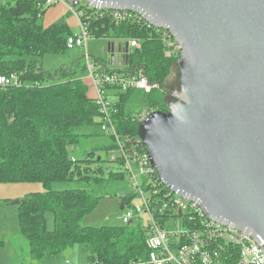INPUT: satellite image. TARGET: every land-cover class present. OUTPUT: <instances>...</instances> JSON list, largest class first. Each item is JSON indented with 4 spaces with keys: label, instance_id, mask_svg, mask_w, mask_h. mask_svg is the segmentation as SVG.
Returning <instances> with one entry per match:
<instances>
[{
    "label": "trees",
    "instance_id": "1",
    "mask_svg": "<svg viewBox=\"0 0 264 264\" xmlns=\"http://www.w3.org/2000/svg\"><path fill=\"white\" fill-rule=\"evenodd\" d=\"M45 10L42 0H0V74L14 72L23 81L21 86L0 87V183L39 182L44 188L17 205L18 231L28 242L27 260H42L75 244H85L89 247L87 264L146 262L149 221L121 226L81 224L102 197L96 194V187L105 179L103 160L95 159L93 152L74 159L70 150L82 136L107 132L101 129L103 117L94 97L88 95L87 84L71 76L75 63L55 71L43 69L39 59L45 53L63 52L66 37L72 33L64 22L43 26L39 19ZM103 13L90 20L91 36L138 38L140 48L130 52L128 65L120 68L110 70L104 59L90 56L94 64L122 76L142 70L151 82L161 83L165 89L177 57L166 55L156 29L144 21L119 22ZM117 89L114 99H109L112 123L121 135L139 137L135 115L142 108L167 110L166 95L158 88L149 93ZM80 128L92 131L81 132ZM113 146L106 147L107 152ZM92 163L97 166L91 168ZM124 176L122 170L110 171L109 180ZM63 181H84L87 186L52 189V183ZM132 197L121 198L122 210ZM48 211L53 213L52 229L46 226Z\"/></svg>",
    "mask_w": 264,
    "mask_h": 264
},
{
    "label": "water",
    "instance_id": "2",
    "mask_svg": "<svg viewBox=\"0 0 264 264\" xmlns=\"http://www.w3.org/2000/svg\"><path fill=\"white\" fill-rule=\"evenodd\" d=\"M86 3L135 11L171 33L177 58L166 88L157 83L167 110L152 111L138 136L172 192L249 234L264 252V0ZM128 51L126 42L121 65Z\"/></svg>",
    "mask_w": 264,
    "mask_h": 264
},
{
    "label": "built area",
    "instance_id": "3",
    "mask_svg": "<svg viewBox=\"0 0 264 264\" xmlns=\"http://www.w3.org/2000/svg\"><path fill=\"white\" fill-rule=\"evenodd\" d=\"M45 8L62 4L74 14L79 30L66 37V48L85 49L86 68L95 91V103L103 117L101 129L113 135L114 149L112 160H119L131 181L134 194L142 199V207L126 208L123 222L143 212L149 214V231L146 238L147 261H134L131 264H264V252L259 243L249 234L209 219L197 202L190 201L172 192L160 178L152 165L147 148L142 140L129 135H121L113 126L111 119L112 102L109 91L126 92L129 89L149 93L158 88L157 83L148 81L142 70L129 76L119 75L106 69H99L90 59L87 42L91 36L90 20L103 16V12L116 21H144L156 29L166 55L178 54L179 46L171 33L164 28L151 25L142 15L131 10L96 9L86 0H42ZM96 9V12L93 11ZM133 49L140 48L138 38L128 39ZM23 81L17 73L0 74V87L21 86ZM153 110L144 107L135 118L139 124ZM108 152V154H109ZM122 170V169H121ZM66 264H73L68 261Z\"/></svg>",
    "mask_w": 264,
    "mask_h": 264
},
{
    "label": "rangeland",
    "instance_id": "4",
    "mask_svg": "<svg viewBox=\"0 0 264 264\" xmlns=\"http://www.w3.org/2000/svg\"><path fill=\"white\" fill-rule=\"evenodd\" d=\"M54 12V15H51ZM39 22L43 26H49L53 23L64 22L71 30L77 31L79 28L78 21L74 14L68 12L62 5H54L47 7ZM116 41V43L114 42ZM108 42L112 47L116 46V57H122V61L126 59L127 54L124 53L125 39H107L103 37H90L87 42L89 54H100L101 57L107 61V67L111 66V53L108 52ZM119 49H121L120 52ZM118 50V51H117ZM129 53V51H128ZM85 51L82 47L66 48L59 53H45L39 60L43 69L46 71H55L60 67H71L73 63L76 64L75 72L71 75L73 77L85 80L89 76V71L86 68ZM90 79V78H89ZM89 85V84H88ZM87 85V86H88ZM117 92L111 90L110 94ZM88 94L92 91L88 86ZM115 95H110L114 99ZM99 130V127H97ZM92 131L88 128H80L81 132ZM114 139L109 133L94 134L82 136L72 146L70 153L74 159H82L86 154L93 152L95 159L101 158L103 174L105 178L103 184L96 187V194L102 195L96 207L92 212L87 214L81 221L83 226H121L126 223L123 222L124 210L121 209L120 203L122 197H130V202L126 208L133 209V207H142L143 202L140 197L134 194V189L129 180V177L117 159H111V152H107L106 147L111 146ZM114 149V147H112ZM116 152V157H119V152ZM97 163H92L91 168H95ZM124 171L125 176L120 179H110V171ZM84 181H63L52 184V189L62 190L71 187H86ZM44 191V188L39 182H22V183H0V264H66L68 261L73 264H85L89 253V247L85 244H75L55 255H50L42 260H27L28 242L23 238L18 231L17 205L16 200L25 199L30 193ZM8 199V202H3ZM149 214L146 212L138 216H134L131 220L141 221L147 224L149 221ZM46 226L52 229L53 213L48 211L46 213ZM32 262V263H31Z\"/></svg>",
    "mask_w": 264,
    "mask_h": 264
},
{
    "label": "crops",
    "instance_id": "5",
    "mask_svg": "<svg viewBox=\"0 0 264 264\" xmlns=\"http://www.w3.org/2000/svg\"><path fill=\"white\" fill-rule=\"evenodd\" d=\"M58 5H62V4H58ZM57 6V5H56ZM62 6H64V5H62ZM65 7V6H64ZM66 8V7H65ZM51 15H54V12H52V14ZM71 30V29H70ZM78 30H79V28H78ZM77 30V31H78ZM72 31V33H74V32H77V31H74V30H71ZM107 39H112V38H107ZM115 43H116V41H114ZM126 42L128 43V39L126 40ZM110 42H108V44H109ZM111 44V43H110ZM125 46V45H124ZM111 48H113L112 46H110ZM128 47H129V53L130 52H132V51H134V49L132 48V47H130L129 45H128ZM83 48V47H82ZM87 50H88V48H87ZM84 51H85V49H84ZM129 53H128V55H129ZM88 54H89V52H88ZM89 56H94V57H99V58H102V59H104L103 57H101V55L100 54H98V53H96V54H89ZM86 60V59H85ZM105 60V59H104ZM105 63H106V65H107V61L105 60ZM111 66H113V68H120V67H122V66H125V65H121V61H120V59L118 58V64H111ZM98 67V66H97ZM99 69H106V70H108V69H110V68H103L102 66H99L98 67ZM113 68L112 69H110V70H113ZM73 72H75V71H73ZM113 72V71H112ZM90 77L88 76L87 78H85V80H83L89 87H90V89H91V91H92V94L91 95H89V96H91V97H94L95 96V91H94V88H93V86H92V83H91V80L89 79ZM110 92H111V90L109 91V97H110V95H113V94H110ZM86 261H87V258H86ZM32 263V262H31ZM85 264H87V262L85 263Z\"/></svg>",
    "mask_w": 264,
    "mask_h": 264
},
{
    "label": "bare ground",
    "instance_id": "6",
    "mask_svg": "<svg viewBox=\"0 0 264 264\" xmlns=\"http://www.w3.org/2000/svg\"><path fill=\"white\" fill-rule=\"evenodd\" d=\"M94 125H95V124H94ZM93 128H94V127H93ZM125 134H126V133H125ZM52 184H53V183H52ZM146 252H147V250H146ZM144 254H145V253H144ZM144 254H143V255H144ZM144 256H145V255H144ZM144 256H142V257H143V260H144ZM142 257H141V258H142ZM145 257H146V256H145Z\"/></svg>",
    "mask_w": 264,
    "mask_h": 264
}]
</instances>
